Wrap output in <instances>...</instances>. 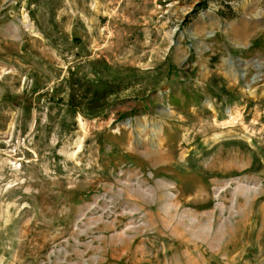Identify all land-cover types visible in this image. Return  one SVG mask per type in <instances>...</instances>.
<instances>
[{"label": "rangeland", "instance_id": "rangeland-1", "mask_svg": "<svg viewBox=\"0 0 264 264\" xmlns=\"http://www.w3.org/2000/svg\"><path fill=\"white\" fill-rule=\"evenodd\" d=\"M0 0V264H264V0Z\"/></svg>", "mask_w": 264, "mask_h": 264}, {"label": "trees", "instance_id": "trees-1", "mask_svg": "<svg viewBox=\"0 0 264 264\" xmlns=\"http://www.w3.org/2000/svg\"><path fill=\"white\" fill-rule=\"evenodd\" d=\"M211 0H201L198 4H197V9H195V13L200 10V9H206L208 7V2ZM230 1L232 0H224L223 3L225 4V8L226 9H230L231 10V4Z\"/></svg>", "mask_w": 264, "mask_h": 264}]
</instances>
